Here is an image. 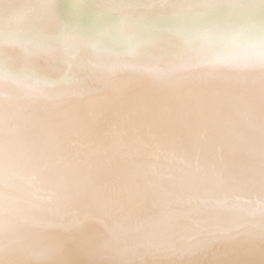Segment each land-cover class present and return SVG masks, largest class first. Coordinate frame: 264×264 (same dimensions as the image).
<instances>
[{"label": "snow or ice", "instance_id": "snow-or-ice-1", "mask_svg": "<svg viewBox=\"0 0 264 264\" xmlns=\"http://www.w3.org/2000/svg\"><path fill=\"white\" fill-rule=\"evenodd\" d=\"M70 256L264 264V0H0V264Z\"/></svg>", "mask_w": 264, "mask_h": 264}, {"label": "bare ground", "instance_id": "bare-ground-1", "mask_svg": "<svg viewBox=\"0 0 264 264\" xmlns=\"http://www.w3.org/2000/svg\"><path fill=\"white\" fill-rule=\"evenodd\" d=\"M70 261L73 262V264H76L78 261L77 257L70 256ZM204 258H197L191 261V264H202ZM257 262L259 261V257H256ZM108 264H111V262H108ZM137 264H179L178 261L171 259V258H153V257H144L142 259L137 260ZM184 264H189L188 260L184 261Z\"/></svg>", "mask_w": 264, "mask_h": 264}]
</instances>
